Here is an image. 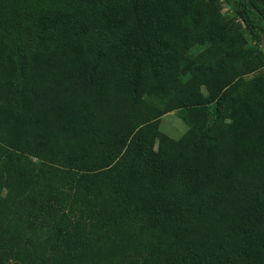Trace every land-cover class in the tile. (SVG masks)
Listing matches in <instances>:
<instances>
[{"label":"trees","instance_id":"trees-1","mask_svg":"<svg viewBox=\"0 0 264 264\" xmlns=\"http://www.w3.org/2000/svg\"><path fill=\"white\" fill-rule=\"evenodd\" d=\"M224 1L0 0V264H264V0Z\"/></svg>","mask_w":264,"mask_h":264},{"label":"rangeland","instance_id":"rangeland-1","mask_svg":"<svg viewBox=\"0 0 264 264\" xmlns=\"http://www.w3.org/2000/svg\"><path fill=\"white\" fill-rule=\"evenodd\" d=\"M221 6V13L224 17L230 18L234 14V6L229 5L224 0H219ZM247 36V34H245ZM197 49H193L189 51L179 62L178 68L181 69L185 66H188L193 63V59L195 54L197 53ZM187 129L184 120L177 111H171L169 113L164 114L158 120V130L171 139H178Z\"/></svg>","mask_w":264,"mask_h":264}]
</instances>
